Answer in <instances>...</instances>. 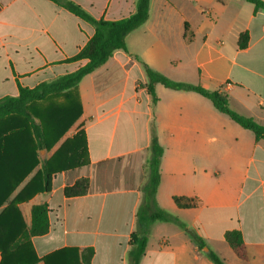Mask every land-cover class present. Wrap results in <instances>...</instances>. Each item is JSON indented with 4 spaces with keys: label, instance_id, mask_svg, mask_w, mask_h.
<instances>
[{
    "label": "crops",
    "instance_id": "0c3cea01",
    "mask_svg": "<svg viewBox=\"0 0 264 264\" xmlns=\"http://www.w3.org/2000/svg\"><path fill=\"white\" fill-rule=\"evenodd\" d=\"M71 1L108 21L136 11V0ZM94 33L50 0H0V99L17 97L19 85L35 88L78 70L87 61L68 60ZM244 33L249 41L241 49ZM126 47L68 97L54 99L77 118L51 151H40V160L83 130L89 164L54 174L50 192L27 194L14 205L29 228L32 208L48 204L49 232L31 238L36 264L51 256L48 264H129L154 136L164 149L157 203L195 229L205 246L177 225L157 222L138 264H214L210 252L224 264H264V140L195 92L157 83L154 103L142 64L165 79L222 92L233 111L264 125V12L245 0H151L149 19L127 36ZM18 156L12 141L0 150V214L42 167L18 185ZM83 178L88 193L66 197L65 188ZM176 196L199 205L180 209ZM232 230L241 232L247 260L226 242Z\"/></svg>",
    "mask_w": 264,
    "mask_h": 264
},
{
    "label": "trees",
    "instance_id": "16d2710c",
    "mask_svg": "<svg viewBox=\"0 0 264 264\" xmlns=\"http://www.w3.org/2000/svg\"><path fill=\"white\" fill-rule=\"evenodd\" d=\"M50 1L92 25L95 33L85 47L75 57L68 60L69 63L87 61L78 70L67 73L54 81L43 82L35 88L19 85L17 97L0 99V150L8 151L11 141L12 146L16 147V152L19 154L17 167L18 171L22 172L16 184L19 185L25 176L42 162L41 169L14 200L13 206L7 207L0 214V264L38 263L39 259L31 238L47 234L50 228L48 204L44 203L32 208V222L29 228L25 225L20 210L14 205L22 202L27 194L50 192L54 174L89 164L87 137L83 130L79 131L74 138L66 140L49 160L45 158L40 160V151H51L77 118V116L73 117V114L70 115L60 110L54 104V99L62 96L68 97L83 78L105 65L116 51H127L126 38L147 22L151 2V0H136L134 14L120 20L108 21L104 18H94L71 0ZM245 1L253 4L256 11L264 12L263 0ZM248 41V34H242L239 47L246 48ZM142 64L149 78L148 91L154 103L158 101L155 93L157 83L176 90L195 92L209 99L220 113L242 128L251 131L256 140H264V125L233 111L229 105L228 95L218 91H209L201 86L165 79L145 63ZM46 101L50 106L41 105ZM151 150L152 156L147 164L149 180L142 190L143 199L137 212V230L131 237L133 249L128 254L129 264H138L145 252L152 226L157 222L173 223L185 231L201 248L205 246L203 239L195 229L188 228L178 217L158 205L156 195L161 181L160 168L164 149L158 143L156 136L153 137ZM89 187V180L83 178L73 186L66 187L64 194L68 198L83 196L88 193ZM173 201L180 209H194L199 205L197 198L176 196ZM225 240L238 259L247 260L245 243L239 230L228 231L225 234ZM88 252L90 255L93 254L91 249ZM208 255L214 264H224L215 253L210 252ZM51 257L44 259L46 264Z\"/></svg>",
    "mask_w": 264,
    "mask_h": 264
},
{
    "label": "rangeland",
    "instance_id": "374dc122",
    "mask_svg": "<svg viewBox=\"0 0 264 264\" xmlns=\"http://www.w3.org/2000/svg\"><path fill=\"white\" fill-rule=\"evenodd\" d=\"M48 101H51V100H48ZM45 103H47V101Z\"/></svg>",
    "mask_w": 264,
    "mask_h": 264
}]
</instances>
